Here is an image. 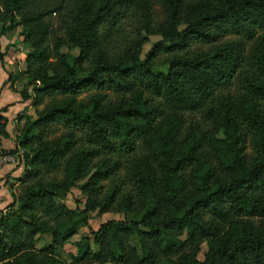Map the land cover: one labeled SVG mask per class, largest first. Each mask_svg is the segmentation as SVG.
Returning a JSON list of instances; mask_svg holds the SVG:
<instances>
[{"label":"trees","instance_id":"obj_1","mask_svg":"<svg viewBox=\"0 0 264 264\" xmlns=\"http://www.w3.org/2000/svg\"><path fill=\"white\" fill-rule=\"evenodd\" d=\"M0 5L29 46L17 91L35 113L16 137L28 151L0 209V264H67L55 248L77 219L62 197L79 178L85 209L139 216L101 222L78 260L264 264V0ZM38 233L50 241L35 247Z\"/></svg>","mask_w":264,"mask_h":264},{"label":"rangeland","instance_id":"obj_2","mask_svg":"<svg viewBox=\"0 0 264 264\" xmlns=\"http://www.w3.org/2000/svg\"><path fill=\"white\" fill-rule=\"evenodd\" d=\"M1 8L4 9L0 5ZM14 20L17 21L20 19V15L15 11L12 10ZM9 14H3L2 17H7L6 19H0V53H1V60H0V67L4 69L5 77L9 75L15 77L14 86L13 88H21L25 81V76L20 73V70L24 67V54L25 51L28 49L27 42L23 41L21 35V24L15 22L11 27L6 28L9 24ZM51 17L55 19V13H51ZM160 36L158 34H148V38L145 42H143L141 47V56L144 54L145 51L151 46L152 42L157 40ZM62 50H70L73 53L77 52L76 48H67L62 47ZM163 68V66H161ZM1 69V68H0ZM1 72V70H0ZM80 74L83 72L80 71ZM4 80L2 84H0V91L1 89L7 85V82H12L13 80ZM30 89V87H29ZM28 104H31V100H29ZM27 104V105H28ZM24 107L22 109L25 110ZM31 114L34 115V106L31 104L30 113L26 112H17L15 115V120L13 118L12 122V132L9 138H7L6 145L9 148L15 149V157L17 160L10 161L13 166H22L24 167L25 152L28 151L27 147H23L17 145L16 137L19 133L21 123L23 121L24 115ZM21 120V121H20ZM13 152V154H14ZM14 157V158H15ZM84 178H79L73 182L72 185L69 186L68 191L62 197V200L66 203L67 206L73 208L75 210V217L77 219V225L75 230L68 236L66 240L60 243L55 248V253L60 258L64 259L67 264H112L109 260H103L101 262L95 261L93 259H77L76 257L80 254V249L78 247V241L82 236H87L89 240V245L94 248V244L91 242V231L97 226L105 221L106 219L110 218H118L122 219L126 218H137L139 215L134 214L133 212H123V211H113V210H106V211H98L97 208L85 209V193L81 190V184L83 183ZM11 185L12 190H18V180L16 177L12 178V181H8V185ZM185 231L183 232L182 236H185ZM50 241L49 233H38L34 239V246L40 247L43 246L45 243ZM131 242H135V239L131 238ZM206 248V244L204 240H201L198 245L197 250V257L202 258V253Z\"/></svg>","mask_w":264,"mask_h":264},{"label":"crops","instance_id":"obj_3","mask_svg":"<svg viewBox=\"0 0 264 264\" xmlns=\"http://www.w3.org/2000/svg\"><path fill=\"white\" fill-rule=\"evenodd\" d=\"M0 84L7 78L5 77V71L0 67ZM14 80H16L14 78ZM14 80L7 82L8 86L5 85L0 91V107L6 105V109L0 111L6 118L5 121V130L6 135H0V147L9 148L6 145L7 138L11 135L12 122L15 118L17 112H26L30 113L31 104H28L29 98L21 99L17 88H13ZM28 104V105H27ZM26 108L22 111L23 108ZM21 121V120H20ZM22 166H13L10 162H5L0 165V209L3 208L11 199V189L9 188L8 181H12L13 177L20 176L22 174Z\"/></svg>","mask_w":264,"mask_h":264},{"label":"built area","instance_id":"obj_4","mask_svg":"<svg viewBox=\"0 0 264 264\" xmlns=\"http://www.w3.org/2000/svg\"><path fill=\"white\" fill-rule=\"evenodd\" d=\"M15 155V152L14 154L13 153H1L0 154V165L2 163H5V162H10V161H15L16 157L14 156ZM15 157V158H14Z\"/></svg>","mask_w":264,"mask_h":264}]
</instances>
